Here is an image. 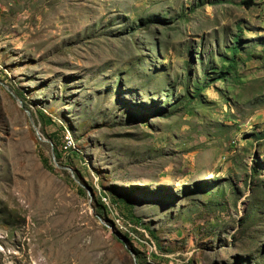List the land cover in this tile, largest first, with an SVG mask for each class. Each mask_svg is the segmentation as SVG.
Listing matches in <instances>:
<instances>
[{
  "label": "rangeland",
  "instance_id": "374dc122",
  "mask_svg": "<svg viewBox=\"0 0 264 264\" xmlns=\"http://www.w3.org/2000/svg\"><path fill=\"white\" fill-rule=\"evenodd\" d=\"M253 1L0 0V264H264Z\"/></svg>",
  "mask_w": 264,
  "mask_h": 264
},
{
  "label": "trees",
  "instance_id": "16d2710c",
  "mask_svg": "<svg viewBox=\"0 0 264 264\" xmlns=\"http://www.w3.org/2000/svg\"><path fill=\"white\" fill-rule=\"evenodd\" d=\"M242 4L245 5L246 7L250 8L251 6L254 5V1L253 0H242ZM240 39L238 38L234 45L231 47V51H232V54H233V57L231 58L229 64H228V67L229 68H234L236 65V61H235V56L237 55V52L239 50V45H240ZM41 118L43 119V121L45 122H49V123H52V119L47 117L46 114H44L43 112H41ZM61 130V134H62V138L64 137V133H65V130L63 128L60 129ZM49 139L53 142V144L55 145V151L58 150V146L60 145V139L58 138V131H55L53 133H51ZM79 156V155H78ZM42 161H43V164L44 166L49 169V170H53V167L51 166L50 164V159L49 158H46V157H42ZM79 192L82 193V194H85V191L82 187L79 188ZM125 208L130 212L132 210V208L130 207L129 203L125 201V204H124ZM126 234V233H125ZM127 235H123V233L119 232L115 235L116 239H118L119 241H122L124 240V238L126 237ZM150 262V261H149ZM146 263V264H150V263Z\"/></svg>",
  "mask_w": 264,
  "mask_h": 264
},
{
  "label": "built area",
  "instance_id": "2783aa9c",
  "mask_svg": "<svg viewBox=\"0 0 264 264\" xmlns=\"http://www.w3.org/2000/svg\"><path fill=\"white\" fill-rule=\"evenodd\" d=\"M106 200H107V202L109 203V208H110V201L107 199V198H105ZM117 218H119V221H120V223L129 231V229H128V226H126L125 224H124V222L121 220V217H118V214H117ZM132 233L129 231V235H131Z\"/></svg>",
  "mask_w": 264,
  "mask_h": 264
},
{
  "label": "bare ground",
  "instance_id": "6f19581e",
  "mask_svg": "<svg viewBox=\"0 0 264 264\" xmlns=\"http://www.w3.org/2000/svg\"><path fill=\"white\" fill-rule=\"evenodd\" d=\"M108 204V202H106Z\"/></svg>",
  "mask_w": 264,
  "mask_h": 264
}]
</instances>
